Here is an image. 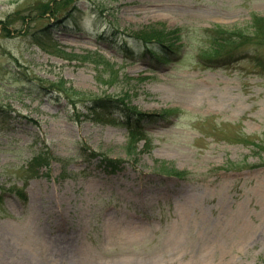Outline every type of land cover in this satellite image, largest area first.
<instances>
[{"label": "rangeland", "instance_id": "rangeland-1", "mask_svg": "<svg viewBox=\"0 0 264 264\" xmlns=\"http://www.w3.org/2000/svg\"><path fill=\"white\" fill-rule=\"evenodd\" d=\"M42 1L0 0V18L23 4L12 28L43 26L47 16L26 15ZM78 6L82 30L56 29L51 51L96 50L101 62L56 56L22 35L0 36V128L9 124L6 110L15 116L0 130V264H264V43L241 46L230 66L200 62L211 27L244 28L252 16L264 17V0ZM112 20L119 29L158 21L186 26L181 57L155 70L149 57L126 55L96 34ZM26 75L65 78L101 94L129 89L139 108L179 111L147 126L134 157L125 147L126 128L81 116L64 95L23 89ZM91 150L121 158V167L108 171ZM38 151L49 164L32 174L29 161ZM162 163L182 174L164 173ZM128 222L145 230L142 238L120 237Z\"/></svg>", "mask_w": 264, "mask_h": 264}, {"label": "trees", "instance_id": "trees-1", "mask_svg": "<svg viewBox=\"0 0 264 264\" xmlns=\"http://www.w3.org/2000/svg\"><path fill=\"white\" fill-rule=\"evenodd\" d=\"M73 0H61V3L57 0L55 5L52 6L49 2L41 3L40 15H45L49 12L51 15L55 16L58 22L65 20L67 25H77L81 24L79 21V16L76 14L75 6L71 10H67L65 13L67 18H60L58 14L61 11L62 3L68 5ZM115 29L108 27L106 30L99 32V37L102 39L112 40L113 42L121 45L125 52L135 51V48H140L143 55L149 53L152 60L157 63H168L172 60L173 54L178 53L181 45V39L184 36V27L178 26L174 28H169L163 22L157 24H147L136 30H123L120 31L117 24L113 21ZM211 34V44L203 50V57L213 58L224 61L229 58L239 57L242 51L240 47L246 43L252 42L256 44L264 43V17L253 16V21L248 27H238V26H225L222 24H216L214 28L210 29ZM37 42L44 43L42 40L36 39ZM240 51V52H239ZM257 58L261 60L259 53L252 51ZM90 54L86 55L84 58L89 57ZM98 56V54H97ZM264 60V58H262ZM55 89L66 95L67 98L71 100L73 104H77L78 101H89L87 106L91 116H105L108 113L113 114L114 111H118L122 114L125 120L123 123L128 125L132 129L131 140L126 145L128 153H136V141L138 140V135H143V122L148 120H155L151 114L142 112L137 107L132 106L128 102L129 94L126 92L123 96H112L104 95L99 96L91 92H84L77 90L72 86H67L64 79L52 84ZM77 99V100H76ZM173 110L166 109L164 112L168 114ZM163 115L162 113H160ZM155 115V114H153ZM113 121L115 118H105ZM93 156L99 155L100 163L105 167H111L109 171H115L120 167L122 159L112 158L105 153L96 154L91 152ZM37 163L45 162L48 163L47 157L44 154H40L35 158ZM164 167H167L166 165ZM171 172L179 174V172L174 169H170Z\"/></svg>", "mask_w": 264, "mask_h": 264}, {"label": "bare ground", "instance_id": "bare-ground-1", "mask_svg": "<svg viewBox=\"0 0 264 264\" xmlns=\"http://www.w3.org/2000/svg\"><path fill=\"white\" fill-rule=\"evenodd\" d=\"M129 225H133L135 227H133V229L127 228ZM115 229L117 230V227ZM144 234L145 230L142 227H138V223L135 222H128L127 224H124L122 227H120V237L122 238H142ZM69 245H71V243L62 246H64L65 249H68Z\"/></svg>", "mask_w": 264, "mask_h": 264}]
</instances>
